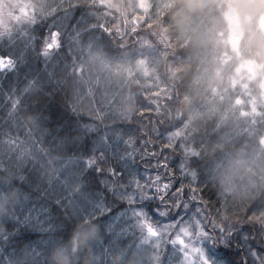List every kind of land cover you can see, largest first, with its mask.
I'll list each match as a JSON object with an SVG mask.
<instances>
[{
    "label": "trees",
    "instance_id": "obj_1",
    "mask_svg": "<svg viewBox=\"0 0 264 264\" xmlns=\"http://www.w3.org/2000/svg\"><path fill=\"white\" fill-rule=\"evenodd\" d=\"M18 1L35 16L0 28V264H182L161 231L200 221L208 264H264V99L239 70L264 79V0Z\"/></svg>",
    "mask_w": 264,
    "mask_h": 264
},
{
    "label": "snow or ice",
    "instance_id": "obj_2",
    "mask_svg": "<svg viewBox=\"0 0 264 264\" xmlns=\"http://www.w3.org/2000/svg\"><path fill=\"white\" fill-rule=\"evenodd\" d=\"M17 8H19V10H20L19 15H17L14 11V9H17ZM29 8L32 9L31 13H29V11H28ZM34 16H35V6L33 3L21 5L20 3L17 2V0H0V28H3L6 25L11 24L13 22L19 23L20 21H23V20H30ZM58 36H59L58 32H53L51 34L50 40L44 46L45 52L51 51L53 48H56L59 46ZM3 63H4V61L2 59H0V65H3ZM156 183L157 184L159 183L158 179H157ZM137 187L140 188V185L138 183H137ZM168 188H169L168 184H165L163 186V189L165 192L167 191ZM141 192L144 193L143 189H141ZM160 193H161V189L159 187H157L155 189V194L147 196V197L151 200L159 199L161 201V203H163L165 200H168V199H171L173 201H177V197L175 195H172L171 197H169L168 195H161ZM174 206L177 208L176 215L179 216L180 215V212H179L180 204H179V202L175 203ZM183 208L185 209V215H187V211L189 210V205L183 204ZM159 209H160V205H157V207H156L157 214L165 216L164 212L160 211ZM197 211L199 212L200 210L198 209ZM137 214L139 215V213H137ZM171 219H175V217H171ZM189 223H191V220L189 221ZM202 223H203L202 221L196 223L195 226L193 227L192 232H189L188 228L181 227L180 233H182L184 236H188V237H190L194 233L197 236V238L204 239L205 244H207V241L212 239V236L206 228L201 231L200 224H202ZM175 227H179V225L178 224L175 226H173L171 224L168 225V228H173V230L175 229ZM147 230H148V234L150 236L157 234L151 228V226H147ZM212 231H215V232L220 234L216 238V241L224 238V233H223L222 228L213 227ZM173 243L179 244L181 246V248L184 249V252L191 254V248L189 247L188 244L185 243L184 239H182L179 234L177 235L176 239L173 240ZM197 251H199V250H197ZM199 258L201 260V264H208V261L205 257L200 256Z\"/></svg>",
    "mask_w": 264,
    "mask_h": 264
},
{
    "label": "rangeland",
    "instance_id": "obj_3",
    "mask_svg": "<svg viewBox=\"0 0 264 264\" xmlns=\"http://www.w3.org/2000/svg\"><path fill=\"white\" fill-rule=\"evenodd\" d=\"M17 2L22 5V3L20 1L17 0ZM19 14H20V10H19ZM19 14H17V15H19ZM226 18H227V20L229 22V27H230L231 33L235 34L236 29L238 28V17L236 15V13L234 12V10H232V9L229 10L227 12V14H226ZM11 24H14V22L11 23ZM8 25H10V24H8ZM261 27H262V29L264 31V16L261 18ZM239 70L241 72H243L246 76H248V79L256 82L259 85V87H260V89L262 91V97L264 99V93H263L264 92V79L262 78V82H261V80L260 81L257 80L256 77L259 76L257 74H255V76L253 78H251L250 75L253 72L250 70V67L248 65H245L243 63L240 64ZM178 234L180 235V237L182 239H184L185 243L188 244L189 247L191 248V254L187 253V256L184 259V261L182 262V264H201V260H200L199 257L203 256L204 254L199 249L198 245L195 244V240H193V236L192 235L190 237L184 236L182 233H180V228L179 229H174V230H173V228H165L164 230L161 231V239L165 241V240H170L171 238H173V240H174V239H176ZM174 245H178L181 248V246L179 244H175L174 243ZM181 250L184 251L183 248H181ZM197 250H199V251H197Z\"/></svg>",
    "mask_w": 264,
    "mask_h": 264
}]
</instances>
